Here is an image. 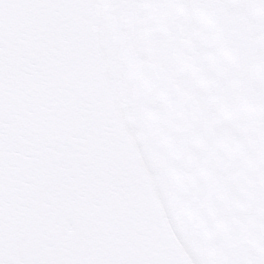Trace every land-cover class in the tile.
I'll use <instances>...</instances> for the list:
<instances>
[{
    "label": "snow or ice",
    "instance_id": "1",
    "mask_svg": "<svg viewBox=\"0 0 264 264\" xmlns=\"http://www.w3.org/2000/svg\"><path fill=\"white\" fill-rule=\"evenodd\" d=\"M0 264H264V0H0Z\"/></svg>",
    "mask_w": 264,
    "mask_h": 264
}]
</instances>
